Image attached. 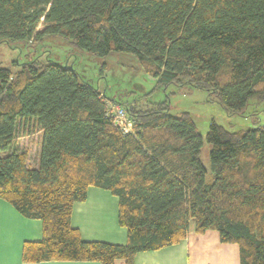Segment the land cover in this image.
Wrapping results in <instances>:
<instances>
[{
    "label": "trees",
    "instance_id": "16d2710c",
    "mask_svg": "<svg viewBox=\"0 0 264 264\" xmlns=\"http://www.w3.org/2000/svg\"><path fill=\"white\" fill-rule=\"evenodd\" d=\"M51 37L97 58L131 55L156 89L205 92L228 115L264 101V0H0V44ZM110 101L131 133L113 124ZM34 134L31 163L17 142ZM205 141L209 175L191 116L171 115L168 99H107L50 60L0 68V200L42 222L22 261L133 264L183 240L192 223L238 245L239 264H264V126L229 132L211 122ZM89 187L118 199L125 245L85 242L71 227Z\"/></svg>",
    "mask_w": 264,
    "mask_h": 264
},
{
    "label": "rangeland",
    "instance_id": "374dc122",
    "mask_svg": "<svg viewBox=\"0 0 264 264\" xmlns=\"http://www.w3.org/2000/svg\"><path fill=\"white\" fill-rule=\"evenodd\" d=\"M47 60L71 67L82 82L104 93L107 99L135 101L143 107L168 99L171 115L189 113L203 140L200 161L208 175L211 173L210 147L205 137L211 122L229 132L264 126V101L251 100L244 112L228 115L219 105L207 102L205 92L189 88L177 89L174 86L165 90L156 89L155 82L142 73L137 60L128 54H115L107 59L97 58L68 47L55 37L45 38L38 43L0 44V68L15 71L19 64L44 63ZM108 104L110 107L116 106L111 101ZM17 143L27 149L29 162L33 163L38 153V135L19 139Z\"/></svg>",
    "mask_w": 264,
    "mask_h": 264
},
{
    "label": "crops",
    "instance_id": "0c3cea01",
    "mask_svg": "<svg viewBox=\"0 0 264 264\" xmlns=\"http://www.w3.org/2000/svg\"><path fill=\"white\" fill-rule=\"evenodd\" d=\"M118 199L94 187L87 190L86 200L72 206L70 225L85 242L111 245L127 243L126 230L118 224ZM42 222L22 217L10 204L0 200V264H99L96 262L24 263L22 247L40 242ZM114 264H125L116 260ZM133 264H239V247L222 244L215 231L196 234L190 223L188 234L176 244L153 252L135 255Z\"/></svg>",
    "mask_w": 264,
    "mask_h": 264
},
{
    "label": "built area",
    "instance_id": "2783aa9c",
    "mask_svg": "<svg viewBox=\"0 0 264 264\" xmlns=\"http://www.w3.org/2000/svg\"><path fill=\"white\" fill-rule=\"evenodd\" d=\"M109 114L113 120V124L119 128L124 134L131 133L132 122L127 118L125 110L120 107L109 109Z\"/></svg>",
    "mask_w": 264,
    "mask_h": 264
}]
</instances>
